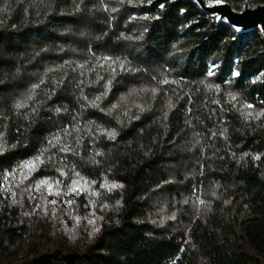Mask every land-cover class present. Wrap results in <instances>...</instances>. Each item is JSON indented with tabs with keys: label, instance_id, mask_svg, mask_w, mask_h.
Segmentation results:
<instances>
[{
	"label": "trees",
	"instance_id": "1",
	"mask_svg": "<svg viewBox=\"0 0 264 264\" xmlns=\"http://www.w3.org/2000/svg\"><path fill=\"white\" fill-rule=\"evenodd\" d=\"M0 264H264L262 29L0 0Z\"/></svg>",
	"mask_w": 264,
	"mask_h": 264
},
{
	"label": "water",
	"instance_id": "2",
	"mask_svg": "<svg viewBox=\"0 0 264 264\" xmlns=\"http://www.w3.org/2000/svg\"><path fill=\"white\" fill-rule=\"evenodd\" d=\"M195 1L205 12L221 16L231 26L242 32L259 27L264 33V4H259L255 8L246 6L244 10L236 11L229 3H221L211 7L206 5L205 0Z\"/></svg>",
	"mask_w": 264,
	"mask_h": 264
},
{
	"label": "rangeland",
	"instance_id": "3",
	"mask_svg": "<svg viewBox=\"0 0 264 264\" xmlns=\"http://www.w3.org/2000/svg\"><path fill=\"white\" fill-rule=\"evenodd\" d=\"M205 3H206V5L207 6H215V5H219V4H221L222 2H217V1H207V0H205ZM257 5H259V4H257ZM257 5H253V4H251V3H249V2H247V1H244V4H243V7H242V9L241 10H237V9H235L233 6V8L236 10V11H242V10H244V8L246 7V6H249L250 8H255ZM214 16H216L219 20H225L224 18H222L221 16H219V15H214ZM226 21V20H225ZM242 32V31H241ZM8 178H9V174L8 173H6L5 175H4V183L6 184V182H7V180H8Z\"/></svg>",
	"mask_w": 264,
	"mask_h": 264
}]
</instances>
